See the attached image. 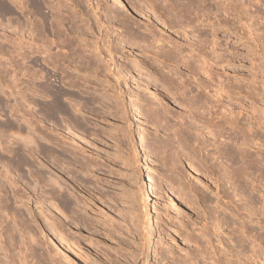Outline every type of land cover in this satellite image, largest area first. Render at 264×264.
I'll return each mask as SVG.
<instances>
[{"label":"rangeland","instance_id":"rangeland-1","mask_svg":"<svg viewBox=\"0 0 264 264\" xmlns=\"http://www.w3.org/2000/svg\"><path fill=\"white\" fill-rule=\"evenodd\" d=\"M50 1L62 4L61 13L57 14L60 23L57 30L64 35L55 39L51 48L54 55L57 53L52 66L46 65L44 57L39 55L42 62L37 57L38 60L34 59L37 62L34 69L40 70L34 74L41 73L45 79L32 77L31 83L32 74L23 70L27 76H23V81H30V84L20 86L24 88L21 96L27 101V111L30 110L26 111L25 118L30 119L34 127L19 132L22 138L28 136V139L20 143L18 152L11 153L12 161L4 163L10 179L24 184L27 179L32 180L27 172L35 171V166L40 164L42 166L38 169L46 172H42V180L58 177L65 185L73 183L71 192L85 203L83 211L100 225V236L83 233L99 246L96 253L85 249L97 264H177V260L195 255L196 247L188 238L206 233L221 217L229 224L240 223V218L246 215L242 210L244 206L255 214L246 224L252 238L242 240V243L246 241L243 249L238 246L242 239L239 232H231L227 226H222L220 233L222 236L230 233V236L219 244L213 234L211 244L217 248L228 247V255H235L231 264H264V148L261 146L264 142V60L261 49L264 0H258L259 8H249L247 14H241L242 17L237 11L230 10L225 14L228 24L211 19L205 26L208 33L210 29L216 30L221 44L218 52L224 55L234 53L239 59L234 65L220 68L213 64L215 53H207L209 63L213 65L211 72L215 74L211 86L225 85L228 92L222 94L224 109L230 116L238 115L240 119L232 143L245 147L251 154L252 168L244 172L249 183L244 194L226 181L215 182L218 171L209 166L213 159H206L208 153L211 154L209 147L205 151L196 144L179 142L172 136L177 128H185L191 117L171 99L170 94L162 93L161 88H172L168 90L172 94L178 92L174 96L180 101V90L176 88L182 80L200 82L205 79L208 82L203 75L190 76L176 59L165 57L172 51L174 42L190 50L189 41L179 39L160 22L155 23L153 16L147 19L130 9L128 0ZM45 7L44 2L42 13L49 12ZM65 14L70 16L69 23L63 19ZM34 16L35 19H31L42 23L41 16ZM22 17L14 4L0 0V46L3 45L0 48L10 47L7 54L0 51V62H8L13 55L19 54L17 45L24 48L20 51L24 57L21 61H24L28 58L24 56L27 49L45 43V38L33 40L32 27L27 28L23 24L26 18ZM207 20H203L202 25ZM21 25L25 27L20 30ZM247 29L253 33L246 32ZM153 38L160 41L153 42ZM160 44L161 53L157 49ZM34 61L28 58L23 66L27 68L28 64L30 67ZM163 79L172 85L167 88L162 84ZM0 80V135H5L2 139L6 142L2 144L12 148L13 143L18 142L14 138L18 132L8 130L5 121L14 119L9 110L14 100L9 95L12 91L9 81L7 87V81ZM35 88L38 90L34 91ZM243 139L247 145L242 144ZM162 145L167 146L165 165L161 161ZM28 150L32 154L29 160L35 163L19 166L22 156H29ZM58 161L61 167L56 164ZM220 161L216 159V162ZM68 167L72 168V177L64 172ZM219 188L224 190L226 198H221L222 192L217 193ZM29 193L27 190L19 192L23 196L22 209L33 210L38 215L34 225L38 230L36 235H40L39 241L46 242L45 247L50 244L55 251L60 249L59 253L67 256L59 238L42 232L44 223L34 200L37 197L30 193L34 197L30 199ZM228 201L231 203H225ZM219 205L224 206L225 212ZM205 239L203 237V241ZM207 252L208 256H214L213 259L220 256L217 251L213 253L212 248ZM197 263L203 264L202 261Z\"/></svg>","mask_w":264,"mask_h":264},{"label":"bare ground","instance_id":"bare-ground-1","mask_svg":"<svg viewBox=\"0 0 264 264\" xmlns=\"http://www.w3.org/2000/svg\"><path fill=\"white\" fill-rule=\"evenodd\" d=\"M8 1L14 4L15 7L20 12V14H22V16L26 18L25 20L24 17H22V19L25 20L23 21V24L26 25L27 28L28 26L32 27L30 34L32 33L35 36V38L32 39L36 40L37 38L38 41L42 40V38L46 39L43 40L45 42L44 44L35 47L34 49L31 50L27 49L28 52L27 54L24 53V56L26 55L25 57H28L29 59L34 61V59L36 57L38 58L39 55L41 57H44L43 61L46 65L52 66V64L56 62L55 60L57 53L55 52L54 55L53 54L54 51L51 52V48L56 42L55 39H58L59 37L64 35L62 31L57 30L58 29L57 24L58 25L60 24L58 22L59 20L57 18V14H59V11L62 9L61 6L62 4L53 3L50 0L47 1L46 0H8ZM44 2L49 12L47 13L43 12L44 13L43 14L42 4ZM128 4H129L128 6H131L130 9H133L134 11H136V13L138 12L142 17H147V19H150L153 16L152 18L156 19V21H154L155 19H153L155 23L160 22L163 25V27H165L169 31H172V34L174 33L176 37L178 36L179 39H183L190 42L192 46L190 50L184 49L177 42H174L173 45L171 46V48H173L172 51H169L165 57L169 56L170 58L176 59L177 60L176 62L179 63L180 67H183V69H185L190 76L196 77L197 75H203L206 79L208 78V82L205 79H203L205 81L202 80L200 82L199 81L193 82L190 81L189 79H184L181 81V84L179 82L180 88L178 84H175L178 86L176 90L177 91L180 90L178 95L181 96L182 98V99L180 98L181 100L179 101V99L175 98L177 96H174V93H176V91L173 94L172 91L168 93L169 92L168 90L172 89L171 87H170L171 89L167 87L172 85L170 81H166V79L162 80V84L166 85L168 89L166 90L164 87H162L161 92L163 91L162 93H166V95L170 94L171 99H173V101L176 102L177 105L182 108V110H186V112L190 113V117H191L190 122L189 121L187 122L188 124H186L185 128L183 129L177 128V130L173 132L172 136L176 137L179 142L187 141L192 144H196L197 147H199V149L205 151L209 147L211 154H209L207 151L208 155L206 154L207 155L206 159L207 160L209 158L213 159V162L210 163L209 166H211L210 168L215 167L218 171V175L216 177L215 182L218 183L219 181H223V182L226 181L231 186L235 187L236 190H239L241 194H244L247 188V184H249L248 179L244 172L252 168V160L250 159L251 154L247 152L249 150H246L245 147L243 148L240 146H235L232 143L233 140L236 138L235 132L236 129L238 128V123L240 119L238 118V115L234 117L230 116L227 113V110L224 109L222 94H226L228 92V90L226 91L225 85H222L221 83H217L216 85L211 86L212 82L210 81H213L212 75L214 73L212 74L211 72L213 65L209 63L210 59L207 53L209 51L215 53L212 61L214 66L220 68L224 66L234 65V62L239 59L234 56V53L224 55V53L218 52L217 49L220 48L221 44L219 38L216 36V32H215L216 30L210 29L211 32L208 33L205 26L209 25L210 23L209 21L211 19L215 21L217 20V22H221V23L223 22L228 24V20L226 19L225 14H227L230 10L231 11L233 10V11H237L239 16H241V14H243L244 16V14H247L249 8L258 7V0H128ZM34 15L41 16L42 23H39L41 21L40 19H36L40 21L33 20L35 19L33 18L35 17ZM202 17L208 19L207 21H205L204 25H202L203 24L202 22L205 19L202 20L199 19ZM221 17L222 19H220ZM69 18L70 16L65 14V17L63 19L64 21L69 23L70 20ZM147 22H149V20ZM24 27L25 26L21 25L20 30L21 28L24 29ZM253 30L256 32L257 29L254 28ZM246 32H249L250 34L253 33L252 30L249 31L248 29ZM59 40H61V38ZM262 40L263 43H261V49H262V58L264 60V39ZM159 41L160 39L156 40L155 38H153V42L158 43ZM162 42L165 43V41ZM166 42L170 43V41H166ZM165 46L166 45H164V47ZM17 47H18L17 52H19V54H16L15 56L13 55L12 56L13 59L8 60V62L6 61L2 62L3 60L0 62V66H1L0 69L2 68V72L4 73V75L0 76V78L3 80V82L7 81L6 85H8V81H9L11 86L10 89H12L9 95L13 96V100H14V101L12 100L14 102V103L12 102L13 105H10L9 108L11 112L10 114L14 116L13 119L14 121L6 120L5 125L8 130L11 131L16 130L18 132L14 137L17 138L18 142L13 143L12 148H9L5 144H2L4 143V141L6 142V140L2 139V137L5 135L2 134L0 135V142H1L0 162H2L3 164L1 165L0 163V167H2L0 171V264H97L87 255L86 252L87 250L85 249H89L93 253H96L97 250H100L98 249L99 246L97 245V243H95V241L92 240V238H90L91 239L90 240L88 237L83 236V233H86L89 236H93L94 234H96L97 236L99 234L100 236V232H99L100 225L99 223H96L94 220L93 222L87 216L88 214L83 211L85 209V203L81 202L80 199L76 198L73 192H71L73 183L65 185V183H63L61 179H59L58 177H55V179L52 178L49 179L48 181L46 180L44 181L41 178L44 176L46 172L44 171L45 172L44 173L43 171L38 169L42 165L39 164V166L37 167L38 164L37 165L35 164L36 165V166L34 165L36 168L35 171L32 172L31 170L29 171L28 169L27 171L29 172L26 171L27 173H29L27 174V176L29 175L32 178V180L27 179L26 183L18 184L17 182L12 181L10 179L7 165L6 166L4 165L5 162L7 163L9 161H12L13 154L11 153L15 150L16 152H18L17 149H19L22 145L20 143L22 141H25V138L28 137L27 136L22 138L19 132L26 130L25 128L34 127V126L32 127L30 119L25 118L27 112H29L30 110L27 111V101L25 100V97L21 96L22 90L24 88L21 87L22 88L21 89L20 86H24V84L26 83L28 84L30 81L28 80L23 81L24 79L23 76L27 77L24 73L28 72V74L29 73L32 74L30 80L32 79V77L45 79L43 74L41 73L39 74L40 76L34 74V73L38 74V72L40 71V70L39 71L35 70L37 68L34 69L33 67L36 61H34L33 65H31L30 67L28 64L26 66L27 68L23 66L24 61H26V59L28 58H25L24 61H21L23 57L21 52L22 49L24 48L18 45ZM159 48L162 50V44L157 46V49L160 51ZM7 49L9 50L10 47ZM7 49L2 48L0 51H3L7 54L8 53ZM14 52L16 51L14 50L13 53ZM39 61L42 62L40 59ZM57 65L54 66L57 67ZM35 66L37 67V65ZM24 69L25 70L27 69V71L24 72L23 71ZM2 72L0 71V73ZM33 74L36 76H34ZM20 76L23 78H20ZM7 77L9 80L7 79ZM32 82L33 80H31V83ZM7 87H9V85ZM49 89H51V87L48 88V90ZM37 90L35 88L34 91ZM52 94L55 93L53 92ZM7 98L9 97L7 96ZM48 106L51 107V104ZM51 110L52 109H50V111ZM203 132H205V134H203ZM11 134H14V132ZM203 135L205 137H203ZM246 143L247 142L245 141V139H243L242 144H246ZM26 146H30V145H26ZM261 146L262 148H264V142L261 144ZM161 148H162L160 150L162 154L161 161L162 164L165 165L166 161L168 160V157L165 155L167 151V146L162 145ZM25 152H23L24 155ZM26 153L29 156L27 155H25L27 157L22 156L23 157L21 158L22 163L19 162L21 163V165L19 166H22L24 164L30 166L33 165V163H35L34 161L29 160L30 158H32L31 151L28 150V152ZM216 159H220L221 161L216 162ZM56 164H58L61 167L59 161ZM56 164L54 166H56ZM198 165L197 167L199 168L200 166ZM60 167L57 166V168ZM42 172L44 173L43 176H42ZM64 172L72 177L71 175L72 168L69 167L65 168ZM220 172L222 173L219 174ZM215 186L218 187L217 184ZM21 188L24 189L25 191L26 190L29 191L31 194H35L37 198L34 199V197L29 193L30 199H34L35 205L39 208L40 211L39 214L41 215L42 221L44 223V225H42L43 226L42 232L48 233L52 237L59 238V241L63 245V248L65 249V251H67V256L64 254L63 255L60 254L59 253L60 249H56L55 251L54 249H51L52 247L50 244H48V246L45 247L44 245L46 242L42 243L41 241H39L38 238L40 237V235L39 236L36 235L38 230H36L37 227H35L36 225H34L35 224L34 220L38 215H36V213L34 214V212H32L33 210L24 211L22 209L21 203L23 202L22 201L23 196L20 195L21 193L19 194V192L24 190H22ZM220 190L221 189L219 188V190H217V193L224 191V190L222 191ZM221 194H223L221 198H226L225 193L222 192ZM99 200L102 203H106L101 198ZM225 203L230 204L231 202L228 201ZM189 204L191 205L190 202ZM219 208L221 211L224 212L226 210L224 209V206L221 205H219ZM238 208L237 210H239ZM242 210L246 212V215L245 217L240 218L239 221L240 223L229 224L224 217L221 218L218 217L219 219L213 222L211 226L212 228L210 227L212 230H209L210 228L209 226H207L209 229L206 228L207 229L206 233L201 232L199 236H195V238L193 239H189V238L187 239V236H184V239L192 241V243L196 247L194 250L195 255L188 258L186 257L181 260H177V264H198L197 263L198 261H202L203 264H207V263L231 264V258L235 255L232 254L228 255V253L230 252L227 249L228 247L226 249L218 247L219 248L218 249L217 246L212 245L210 236L212 237V235L215 234V236L217 237V241L220 244L222 240H226L228 236H230L229 235L230 233H226L224 236H222L220 233V231L222 230V226H227L226 228H231L230 230L231 232L232 231L237 233L239 232L238 236H240L242 239L240 240V237L238 236L236 238H239L238 240H240V242L238 241V246L239 247L241 246V248L243 249L244 247L243 243H245L246 241L242 243V240L244 241L245 239H247L248 241L249 240L248 238H252L251 236H249L250 230L248 229L249 226H247L246 224L250 223L251 221L250 218L255 214L254 213L255 211L253 212L254 213L253 214L252 212H250L251 209L249 210L245 206L242 207ZM261 215L262 214H260V216ZM258 220H260L259 216H258ZM204 226L206 227V223L204 224ZM96 235L94 236L96 237ZM232 235L234 236L235 234ZM203 237H206L204 241H203ZM208 248H212L213 253L214 252L216 253V251L219 252L220 256L214 259H213L214 256L212 257L211 255L208 256V252H207ZM233 249L235 248L233 247Z\"/></svg>","mask_w":264,"mask_h":264}]
</instances>
